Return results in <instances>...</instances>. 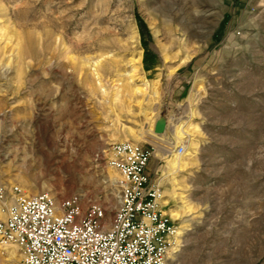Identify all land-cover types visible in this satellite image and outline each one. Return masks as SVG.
<instances>
[{
  "label": "rangeland",
  "instance_id": "1",
  "mask_svg": "<svg viewBox=\"0 0 264 264\" xmlns=\"http://www.w3.org/2000/svg\"><path fill=\"white\" fill-rule=\"evenodd\" d=\"M119 141L152 149L177 225L168 264H264V0H0V205L17 186L109 221ZM20 259L0 246V264Z\"/></svg>",
  "mask_w": 264,
  "mask_h": 264
},
{
  "label": "built area",
  "instance_id": "2",
  "mask_svg": "<svg viewBox=\"0 0 264 264\" xmlns=\"http://www.w3.org/2000/svg\"><path fill=\"white\" fill-rule=\"evenodd\" d=\"M110 152L108 163L123 178L109 221L102 204L85 207L78 195L58 201L49 191L27 196L14 187L15 202L0 216V244L18 248L19 264H168L177 225L163 210V186L150 166L152 149L119 141ZM5 198L0 184L3 205Z\"/></svg>",
  "mask_w": 264,
  "mask_h": 264
},
{
  "label": "bare ground",
  "instance_id": "3",
  "mask_svg": "<svg viewBox=\"0 0 264 264\" xmlns=\"http://www.w3.org/2000/svg\"><path fill=\"white\" fill-rule=\"evenodd\" d=\"M138 61L140 62V58L138 59ZM137 65V64H136ZM139 91V90H138ZM140 92V91H139ZM142 92V91H141ZM155 95V94H154ZM192 117L191 116H188L185 120H184V123L182 125L179 126L178 128V131H177V134H176V139L174 141V144L172 146L169 147V151L167 153H164L165 156V160L167 162V166L171 169V170H175V169H179V168H182L183 166H185L184 164V159H185V154H184V151H185V146L189 149V145L192 141V138H191V135H190V132L187 130V126L188 124L190 123ZM143 133H139V135L141 136ZM186 136H190L189 139H186L187 137ZM123 142V141H122ZM129 142H132V141H129ZM136 142V141H135ZM133 142V143H135ZM183 146L184 147V151L183 152H180L179 151V148L180 146ZM110 156H112V153H110ZM109 156V157H110ZM111 168L115 169L116 172L114 173L113 172V169H110L109 172H111V177L112 178H115V179H118L119 181L122 180L123 176L121 175V173L113 166L110 165ZM113 173V174H112ZM118 181V182H119ZM26 195V194H25ZM29 196V195H27ZM14 198H16V195L14 194ZM163 199H164V193H163V196H162V205H163ZM61 200V199H59ZM58 200V201H59ZM166 203V202H165ZM108 209H111L113 208V201L112 199L110 198L109 199V203H108ZM10 205H8L7 207L9 208ZM5 206L3 205H0V210H2V213L4 214L5 213ZM173 215H178L177 213L176 214H173ZM175 216V217H176ZM110 220V219H109ZM108 222V221H106ZM180 232H182V229L180 228ZM179 232V233H180ZM177 235V233H176ZM176 238V236H175ZM1 247H4V248H7V247H11V246H14V245H4L2 246L0 244ZM16 247V246H15ZM173 248V247H172ZM171 253V251H170ZM170 256V255H169Z\"/></svg>",
  "mask_w": 264,
  "mask_h": 264
},
{
  "label": "water",
  "instance_id": "4",
  "mask_svg": "<svg viewBox=\"0 0 264 264\" xmlns=\"http://www.w3.org/2000/svg\"><path fill=\"white\" fill-rule=\"evenodd\" d=\"M165 128H166V121H165V119H159L156 122L155 131L157 133H162V132H164Z\"/></svg>",
  "mask_w": 264,
  "mask_h": 264
}]
</instances>
